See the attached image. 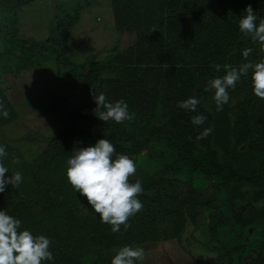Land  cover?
Listing matches in <instances>:
<instances>
[{
    "label": "trees",
    "instance_id": "1",
    "mask_svg": "<svg viewBox=\"0 0 264 264\" xmlns=\"http://www.w3.org/2000/svg\"><path fill=\"white\" fill-rule=\"evenodd\" d=\"M32 1L0 0V102L10 113L7 119L0 115V127L19 115L1 78L41 61L54 65L57 82L46 87V118L54 121L63 113L72 123L30 140L40 144L31 158L10 139L0 140L8 153L6 177L15 171L23 177L18 188L8 184L0 193V210L20 219L21 230L51 238L54 260L45 264H111L122 246L180 240L200 221L207 243L233 245L230 264H264V99L253 94L251 70L228 90L222 111L216 110L214 91H205L209 79L225 74V64L247 62L245 48H253L249 61L264 59L239 31L248 5L257 25L264 18V0H110L118 31L134 34V41L122 50L114 47L109 56L78 62L68 49L80 7L71 21L68 12L55 13V33L38 40L22 36L18 26L20 12ZM93 88L109 102L125 100L134 119L100 120ZM169 91L175 102L168 110ZM189 97L200 100L195 111L177 107ZM200 114L207 120L193 125L191 118ZM208 127L212 133L197 141ZM101 138L134 160L138 175L130 183L139 179L144 189L138 197L143 210L127 231L121 226L113 233L67 180L74 148Z\"/></svg>",
    "mask_w": 264,
    "mask_h": 264
},
{
    "label": "clouds",
    "instance_id": "2",
    "mask_svg": "<svg viewBox=\"0 0 264 264\" xmlns=\"http://www.w3.org/2000/svg\"><path fill=\"white\" fill-rule=\"evenodd\" d=\"M245 12L239 19V31L245 37H250L252 43L259 46V52L264 53V18L259 19L257 25V16L251 5H248ZM252 52L253 48H245L242 55L247 62L238 67L225 64L223 76L208 80L205 91H214L212 99L217 111H222L223 106L229 103L228 90H234L241 77L248 76L250 70L253 94L264 99V59L249 61ZM215 68L220 71L221 66L217 64ZM92 94L100 120L120 124L134 119L135 114L129 112L125 100L109 102L104 92L97 94L94 88ZM199 103L196 97H189L179 101L177 107L195 111ZM0 115L5 119L10 115L2 102ZM206 120L207 117L202 114L191 118L192 124L196 126L203 125ZM212 131V127L205 128L197 135V141L206 138ZM7 155L5 146L0 145V193L5 191L8 184L18 188L23 181L19 171L6 177L9 169L3 160ZM136 172L137 167L132 158L117 154L114 144L101 138L87 147L74 148L67 161L66 175L68 183L87 200L101 222L108 224L111 231L117 233L121 226L127 231L131 226L130 219L143 210V203L138 198L144 192L142 182L137 179L135 183H130V177ZM21 224L20 219L0 210V264H45L46 261H53L51 238L43 234L34 235L28 229L21 230ZM144 259L143 248L125 245L112 257L111 264H143Z\"/></svg>",
    "mask_w": 264,
    "mask_h": 264
},
{
    "label": "rangeland",
    "instance_id": "3",
    "mask_svg": "<svg viewBox=\"0 0 264 264\" xmlns=\"http://www.w3.org/2000/svg\"><path fill=\"white\" fill-rule=\"evenodd\" d=\"M109 1L33 0L19 14L20 33L26 38L44 40L51 33H55L50 28L55 13L68 12L66 20L71 21V16L80 7L78 20L69 31L68 55L76 62L84 61L94 54L100 58L106 53L109 56L114 47L122 50L135 37L134 34L118 31ZM1 80L4 94L19 115L12 123L0 127V140L10 139L23 149L27 158L34 157L40 144H32L30 140H40L52 132L51 130H56L57 126L63 128L72 123L63 113L56 114L55 122L46 118L44 104L51 98L46 87L57 85L54 65L49 61L37 62L33 68L19 75L5 73ZM174 102L173 94L169 91L168 110L173 107ZM137 175L138 172L130 178ZM199 223L196 230L195 225H189L180 240L144 243L133 247L144 249L143 264H230L231 258L227 254L232 253L233 245L230 243L225 247L220 243L215 246L207 243L209 235L206 224L203 225L201 221ZM118 250L119 248L116 252ZM233 258V261L237 260V256Z\"/></svg>",
    "mask_w": 264,
    "mask_h": 264
},
{
    "label": "water",
    "instance_id": "4",
    "mask_svg": "<svg viewBox=\"0 0 264 264\" xmlns=\"http://www.w3.org/2000/svg\"><path fill=\"white\" fill-rule=\"evenodd\" d=\"M243 207H244V205H243Z\"/></svg>",
    "mask_w": 264,
    "mask_h": 264
}]
</instances>
